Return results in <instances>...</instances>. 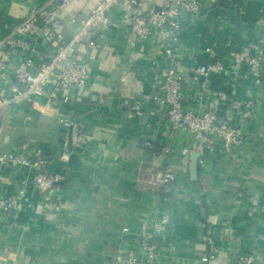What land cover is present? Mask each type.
I'll list each match as a JSON object with an SVG mask.
<instances>
[{"label": "crops", "instance_id": "1", "mask_svg": "<svg viewBox=\"0 0 264 264\" xmlns=\"http://www.w3.org/2000/svg\"><path fill=\"white\" fill-rule=\"evenodd\" d=\"M47 1L0 0V24L20 21L32 6ZM198 1L200 14L181 18L174 45L177 72L190 76L213 58L228 68L230 46L255 42L264 49V0ZM93 5L76 0L67 8L62 16L66 39ZM109 15L111 25L96 46L77 47V56L91 64L85 87L65 92V102L42 96L34 108L14 105L0 112V153L45 158L48 172L64 176L58 188L41 195L32 187L34 169L0 163V195L17 194L22 180L30 185L17 213L0 217V264H113L118 253L147 233L157 242L156 264H232L245 254L264 264V63L258 88L243 68L238 76L228 68L211 74L205 85L183 87L186 106L212 103L219 116L228 109L217 92L254 104L242 144L202 155L197 137L167 122L161 100L169 29L134 40L122 8L113 7ZM35 46L47 52L41 41ZM59 119L80 124L83 150L69 147ZM230 119L236 122L238 115ZM194 153L205 160L196 181L189 178ZM165 171L176 177L168 195L155 184ZM163 217L166 228L159 230ZM207 237L217 250L209 262L202 261Z\"/></svg>", "mask_w": 264, "mask_h": 264}, {"label": "built area", "instance_id": "2", "mask_svg": "<svg viewBox=\"0 0 264 264\" xmlns=\"http://www.w3.org/2000/svg\"><path fill=\"white\" fill-rule=\"evenodd\" d=\"M75 1L48 0L44 4L32 6L20 21H1L0 112L14 105L34 108L37 98L42 96H47L49 102L58 99L65 102L68 100L65 92L85 87L90 78L91 64L77 56V47L83 42L89 47L96 46L97 39L111 25L109 11L119 6L129 21L128 30L134 40H146L166 28L169 29V45L165 48L167 64L160 89L170 126L197 137L202 155L217 150H230L242 144L245 139V126L252 119L253 101H241L229 97L225 92H217V100L225 103L228 109L225 115L219 116L212 103L199 109L186 106L182 89L188 83L201 82L205 85L204 82L211 74L225 73L228 68L236 76L242 68L246 69L254 88L260 87L264 63V49L260 44L249 42L230 46L227 55L231 65L228 68L220 58H213L209 63L195 68L190 76H184L176 71L178 54L174 45L182 31V16L200 14L201 4L198 0H171L163 4L154 3L150 7L146 4L155 0H89L94 1V5L79 16V30L70 39H66V25L62 16ZM70 16L72 21L75 20V14L70 12ZM36 40L45 46L46 53L36 49ZM59 94H63L61 98ZM232 114L238 115L236 122L230 119ZM59 124L68 132L69 147L83 150L86 138L80 124L72 119H59ZM168 151L165 149V152ZM0 163L13 168L34 169L32 187L41 195L49 194L64 182L62 174L45 169L46 160L42 157L30 158L3 152L0 153ZM197 163L204 166L205 160L200 157ZM175 181V175L165 171L156 177L155 184L165 192H170ZM29 188L28 182L22 180L17 194L0 195V217L15 215ZM166 224L167 219L163 217L156 228L165 230ZM156 228L153 231H157ZM127 231L126 228L123 229V232ZM206 241L209 248L202 261L209 262L215 260L217 250L212 238L207 237ZM157 251L156 240L151 233H147L140 236L136 244L118 253L113 264H156ZM140 256L144 257L143 262L139 261ZM12 264L24 263L14 261ZM232 264H254L253 257L248 254L239 255Z\"/></svg>", "mask_w": 264, "mask_h": 264}, {"label": "water", "instance_id": "3", "mask_svg": "<svg viewBox=\"0 0 264 264\" xmlns=\"http://www.w3.org/2000/svg\"><path fill=\"white\" fill-rule=\"evenodd\" d=\"M68 145H70V142L68 141ZM199 158V153H194L191 155V161L189 165V178L192 181H196L198 179L197 173H198V163L197 160Z\"/></svg>", "mask_w": 264, "mask_h": 264}, {"label": "trees", "instance_id": "4", "mask_svg": "<svg viewBox=\"0 0 264 264\" xmlns=\"http://www.w3.org/2000/svg\"><path fill=\"white\" fill-rule=\"evenodd\" d=\"M161 192H162V194H164V195H168V192H165L163 188H161Z\"/></svg>", "mask_w": 264, "mask_h": 264}]
</instances>
